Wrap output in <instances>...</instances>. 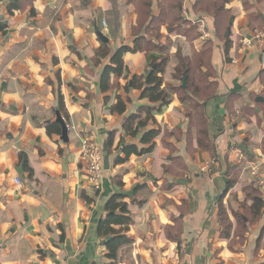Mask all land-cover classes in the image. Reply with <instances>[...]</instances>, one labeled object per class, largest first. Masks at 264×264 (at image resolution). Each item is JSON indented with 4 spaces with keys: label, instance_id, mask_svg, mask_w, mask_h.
I'll list each match as a JSON object with an SVG mask.
<instances>
[{
    "label": "crops",
    "instance_id": "0c3cea01",
    "mask_svg": "<svg viewBox=\"0 0 264 264\" xmlns=\"http://www.w3.org/2000/svg\"><path fill=\"white\" fill-rule=\"evenodd\" d=\"M12 1L0 0V17L6 21V32L0 34V264H264V207L254 223L238 212L241 204L251 205L245 194L251 188L264 202L250 172L257 161L264 180V124L259 122L264 119L258 105L264 102L255 101L264 98L258 77L264 70V31L248 24L253 12L264 20V0H248V12L244 0H231L219 35L210 13L195 9L203 0H181L179 16L192 24L171 32L168 23L162 24L157 40L145 33L139 0H35L8 15ZM149 1V18L175 15L164 0ZM194 19L203 21L209 36L211 66L204 74L216 84L214 95L200 101L212 153L198 148L188 104L172 91L181 84L173 79L177 50L191 56L205 42L193 34H200ZM143 34L165 50L126 54L123 77H112V89L101 93L100 76L111 56ZM103 44L110 56L98 60ZM165 57L168 104L145 129H160L154 150L115 165L126 148H144L139 141L145 130L134 138L125 135L127 118L141 106H158L140 99L132 79L145 78L153 58ZM59 95L67 119L59 111ZM118 98L126 103L123 114L110 112ZM56 110L68 126L67 143L61 133H46L56 123ZM244 110L252 114L244 115ZM82 138L95 141L102 151L107 147L96 194L80 163ZM20 154L26 156L31 179ZM177 157L181 166L174 164ZM230 179L233 186L227 190ZM114 194L127 197L132 224L126 236L132 243L110 263L105 259L107 237L97 236V225ZM218 204L231 224L229 238L218 220ZM231 212L246 225L243 243L231 241L237 229Z\"/></svg>",
    "mask_w": 264,
    "mask_h": 264
},
{
    "label": "trees",
    "instance_id": "16d2710c",
    "mask_svg": "<svg viewBox=\"0 0 264 264\" xmlns=\"http://www.w3.org/2000/svg\"><path fill=\"white\" fill-rule=\"evenodd\" d=\"M35 0H13L6 6V11L8 15H13L14 12H20L24 9L26 4H29ZM231 0H203L199 4L195 5V9L200 12H208L212 16L215 24V29L220 34L221 28L223 26V17L227 14L225 6ZM172 10L175 12V15L166 14L164 16H152L149 14L150 1L149 0H139L140 7H138V15L145 19V33L154 37L155 40L160 39L159 27L162 24L167 25V30L169 32L174 31L180 28L181 24H189L190 21L184 20L179 16L181 8V0H164ZM244 9L246 12L249 11L251 6L248 4V0H244ZM33 13V12H32ZM173 14V13H172ZM171 15V19H170ZM148 18L150 21L147 20ZM0 17V34H4L6 29L1 24ZM192 24V22H190ZM248 24L251 28L264 31V20L261 18L260 13H250L248 15ZM194 28L198 27L193 23ZM192 26V27H193ZM194 31V29H193ZM194 36H199L200 34L194 32ZM209 40L205 41L202 45V48L198 52H194L193 55L188 56L184 55L183 52L178 49L175 53L177 59V65L174 68L173 79L180 80L182 75L186 74V88L182 89L181 87L172 88V91L178 95L179 101L182 104H188V119L190 128L195 131L197 136V146L199 149L213 152L214 147L212 146L210 140L208 139L206 131V118L203 113L200 101L208 99L214 95L216 84L210 82L208 77L204 74L205 70H210L211 62L209 59ZM229 47V42L226 40L224 47V53L227 55ZM165 47L152 42L145 34L141 36H135L132 46H121L110 58L109 65H107L99 80V90L101 93H107L112 89L113 85L110 83L112 77L119 79L123 77L124 74V56L126 54H134L137 52L149 53L151 51H160L163 52ZM99 57L98 60L105 59L110 56V51L106 45H101L98 50ZM168 61V57L157 59L153 58L150 66V71L148 75L144 78L143 76H134L133 88L140 91V99L147 100L149 104L158 105L154 106H141L138 108L135 114L129 116L123 125V130L125 135L129 137H136L138 134L142 133L150 124H155L154 115L156 112H159L161 108L168 104L169 95L164 87V69ZM99 63V61H98ZM259 80L263 86L264 93V70L259 74ZM181 85V84H180ZM260 107H264V103H258ZM58 106L60 113L67 119V114L64 109V104L62 97L58 96ZM126 111V103L123 102L120 98L117 99L116 103L112 105L110 112L116 114H123ZM252 114L249 110H244V115ZM264 117V116H263ZM47 135L51 134H60L61 129L58 123L52 124L46 128ZM160 129H150L145 130L140 137V144L144 148L137 150L135 146H130L124 150L125 156L117 157L114 160L115 165H121L125 163L129 157L133 154L138 156H146L152 153L155 147V140L160 136ZM113 144V139H108V148L111 151V146ZM20 163L24 166V169L28 171V178L31 179L32 172L28 168L26 156L24 154L19 155ZM180 159L177 157L174 159V164L176 166L180 165ZM238 172V169L236 170ZM121 185V182H118ZM233 186V181L230 179L227 183V190ZM98 191H95V194ZM246 200L251 201V205L248 206L245 203L240 205V209L245 210L248 213V222H256L262 209L264 207V202L258 193L256 188H251V191H246ZM259 194V195H258ZM127 197L122 194L112 195L105 203V217L101 219L97 225V236L100 239H105L110 237L109 241L104 243L106 254L105 258L112 263H115L118 257V251L121 247L130 245L132 240L127 238L126 233L132 224V219L130 217V212L128 210V204L126 203ZM218 220L224 226L226 232V238L230 237L231 224L227 219L226 209L218 204ZM231 215L234 217L237 223V229L233 234L232 242L233 243H243L244 234L246 230V225L243 223L242 218L239 214L231 212ZM179 232V230H177ZM169 237L170 234H168Z\"/></svg>",
    "mask_w": 264,
    "mask_h": 264
},
{
    "label": "built area",
    "instance_id": "2783aa9c",
    "mask_svg": "<svg viewBox=\"0 0 264 264\" xmlns=\"http://www.w3.org/2000/svg\"><path fill=\"white\" fill-rule=\"evenodd\" d=\"M184 18H189L187 12L183 10ZM193 23L198 25L200 30V39L205 41L209 38L205 31L203 21L200 19H194ZM259 38V37H258ZM80 163L82 165L83 172L86 176L88 183L91 185L94 191H99L101 187L102 176L104 172V153L99 144L89 138H82L80 140ZM251 175L253 176L256 184L260 187L264 193V180L259 176L260 164H253L250 168ZM19 184V181H17Z\"/></svg>",
    "mask_w": 264,
    "mask_h": 264
},
{
    "label": "water",
    "instance_id": "95a60500",
    "mask_svg": "<svg viewBox=\"0 0 264 264\" xmlns=\"http://www.w3.org/2000/svg\"><path fill=\"white\" fill-rule=\"evenodd\" d=\"M1 20H2L1 21L2 26H6V21L4 20L3 17H1ZM98 36L101 38V40L103 42H106V39L103 36H101L100 34H98ZM263 53H264V50H263ZM180 82H181L180 87L182 89H185L186 88V74L185 73L182 75ZM255 101L256 102H264V98L257 97ZM56 123L59 124L60 129H61V140H62V142L67 143L68 142V126L65 123V121L62 119V117L60 116V113L58 110H56ZM103 152L105 153L103 162H104V165L107 166L108 155L106 154V152H107L106 145L103 148ZM187 167H188L189 172H193L196 169V168H193V164L191 162L187 163ZM21 171L22 170L19 168L18 172L21 173ZM109 240H110V237H107L106 241H109Z\"/></svg>",
    "mask_w": 264,
    "mask_h": 264
},
{
    "label": "rangeland",
    "instance_id": "374dc122",
    "mask_svg": "<svg viewBox=\"0 0 264 264\" xmlns=\"http://www.w3.org/2000/svg\"><path fill=\"white\" fill-rule=\"evenodd\" d=\"M263 79H264V77H263ZM178 81V84H180V80H177ZM264 116V107H261V116ZM262 116V118L264 119V117ZM260 122V124L262 123V124H264V121H259ZM262 128H264V126H262ZM260 132H261V134H260V137H261V142H260V150L264 153V131H262V130H260ZM259 146V145H258ZM255 164H258L257 163V161H256V163ZM178 174H180L179 172H177V175ZM256 184V183H255ZM256 186H258V184H256ZM259 187V186H258ZM240 214H241V216L242 215H246V216H248V213L245 211V210H243V209H239V211H238ZM230 248H231V245H230ZM106 259V258H105ZM107 260V259H106ZM108 261V260H107ZM117 261V260H116ZM135 259H133V263H135ZM111 263V262H110Z\"/></svg>",
    "mask_w": 264,
    "mask_h": 264
}]
</instances>
